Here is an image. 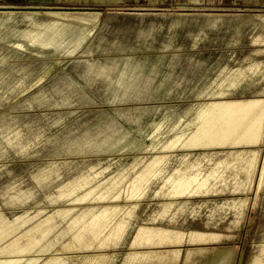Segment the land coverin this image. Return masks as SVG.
I'll list each match as a JSON object with an SVG mask.
<instances>
[{"label": "rangeland", "instance_id": "374dc122", "mask_svg": "<svg viewBox=\"0 0 264 264\" xmlns=\"http://www.w3.org/2000/svg\"><path fill=\"white\" fill-rule=\"evenodd\" d=\"M73 1L0 0V111L28 112L12 125L11 146L13 158L27 160L0 163V256L22 245L37 253L65 244L58 240L63 237L59 229L69 223L58 217L46 238L34 232V241L21 242L18 236L45 218L39 216V205L83 197L76 189L80 178L89 181L95 175L97 183L104 181L85 187L93 191L86 200H97L104 191L105 200L117 196L111 194L117 190L116 174H107L97 162L39 158L193 150L148 145L144 133L125 138L127 130L118 117H128V122L133 117L137 123L132 128L141 131L147 130L148 119L167 120L172 129L181 119L192 124L213 89L236 85L228 81L229 70L243 66L252 70L236 92H264V0H120L101 11L86 8H99L95 5L73 7ZM115 10L138 14H109ZM41 11L102 12L103 18L90 30ZM229 59H234L230 66ZM132 105L151 108L125 114L85 112L89 106ZM2 154L0 149V158ZM253 190L248 195L254 207L246 208L243 236L204 246L223 248L216 264L227 262V252L231 264H264V189L261 185L256 196ZM131 236L129 231L124 242L114 243L115 249L127 248ZM29 264H39V259Z\"/></svg>", "mask_w": 264, "mask_h": 264}, {"label": "crops", "instance_id": "0c3cea01", "mask_svg": "<svg viewBox=\"0 0 264 264\" xmlns=\"http://www.w3.org/2000/svg\"><path fill=\"white\" fill-rule=\"evenodd\" d=\"M119 1L75 0L73 7H79L77 4L95 5L99 8H86L101 11L100 7L105 4H116ZM54 13L58 16H52L54 20L87 25L90 30L98 28L103 18L102 12H69L67 19L59 17L63 14ZM81 14L94 17H88L89 21H83L78 17ZM109 14L138 13L115 10ZM232 62L234 59H229L227 65L230 66ZM250 69L252 70L243 66L229 70L228 81H232V84L237 82L236 85L224 90L213 89L210 99L200 105L192 124L184 123L181 119L172 129L167 120L148 119L145 121L147 130L141 131L132 128L131 125L137 123L133 117L129 119L131 122H128V117H118L122 126L126 127L125 138L138 137L144 133L143 138L148 145L196 149L178 152L83 155L62 160L39 158V162L69 161L84 162L83 164L97 162L107 174L111 171L116 174L113 185L117 190L111 194L117 196L112 200H105L108 196L104 195L108 194L104 191L99 193L97 200H86V195L93 191H87L85 187L91 185L90 183L101 186L104 181L97 183L95 175L89 181L80 178L76 182V189L82 190L80 192L84 194L83 197H76L75 200L63 204L39 205V216L44 215L45 218L39 220L30 231L18 236L21 242L28 233L34 232L39 234V239L46 238L54 232L55 227L51 221L58 217V220L69 223L67 228L59 229L63 231L60 233L63 237L58 240L62 239L65 244L51 251L39 249L37 253L29 249L22 252L15 249L6 250L4 251L6 255L0 256L3 257L0 261L8 264H29L38 259L39 264H185L187 252L191 250L193 255L190 264H203L213 256L214 248L204 247L206 244L238 241L244 232L241 229V221L245 220L246 216L245 199L256 182L254 166L259 144L255 137L258 126L254 125L247 129L245 125H241L234 130L232 138L228 140L222 139L223 137L219 135L232 130L230 125L233 119H242V112L235 110L236 107L264 100V92L261 94L236 92L242 82L248 81L246 78ZM150 108L134 105L113 108L89 106L85 108V112L101 113L111 109L125 114L142 112ZM259 114L260 109H255L246 119L253 122ZM27 115V111L12 112L7 111L5 107L1 108L0 119L2 118L3 122L0 123V149L3 154L0 163L3 166L6 163L11 165L12 162L27 160L26 156L15 159L11 153L12 125ZM207 129L211 130L212 138L202 137ZM249 131L251 134L247 135ZM18 136L21 139L22 132ZM193 140L195 144L190 145L189 142ZM106 178L108 176H105ZM73 191L70 195L76 193ZM37 226L39 230H33ZM129 231H132V236L127 248L116 250L117 244L114 243L124 242ZM236 231H239L238 238L235 237ZM85 242L89 244H84ZM189 245L194 248H184ZM227 255L229 260L231 255L229 252ZM228 260L224 264H231Z\"/></svg>", "mask_w": 264, "mask_h": 264}, {"label": "bare ground", "instance_id": "6f19581e", "mask_svg": "<svg viewBox=\"0 0 264 264\" xmlns=\"http://www.w3.org/2000/svg\"><path fill=\"white\" fill-rule=\"evenodd\" d=\"M40 13L43 14V15H45V16L50 15V16H53V17H58L57 14H55L54 12H43V11H41ZM59 17H62V18H66L67 19V17H69V14H63V16H59ZM78 17H81L79 19L87 20L88 17L92 18L94 16H86L85 14H81ZM75 18H77V17H75ZM73 19H74V17H73ZM255 109H260L259 116H257L254 119L253 122L250 121V120L248 121L246 119V117H248L249 115L253 114ZM235 110H239L240 112H242V119L241 120L236 119V118L233 119V121H232V123L230 125L232 127V130H228L227 132L221 133L219 136L220 137H223L222 139L228 140V139H231L232 138L231 135L233 134L234 130L237 129V128H239L241 125H245L247 127V129H251L254 125H257L258 126V132H257V135L255 137V141L257 140V142L259 144V148H258V154H257L256 164L254 166V172H255V176H256V182L254 184V189H256V192H255V190L252 189L253 190L252 195L255 194V196H256L257 193L259 192V190L261 189V185H262V181H263V177H264V101H260V100L253 101V103H249V104H245L243 106H239V108L236 107ZM228 114H231V113H228ZM223 115L225 116V113ZM210 131H211L210 129L205 130L203 132L204 135L202 137H204V138H212L213 135H211V132ZM250 134H251V131L247 132V135H250ZM227 142H229V141H227ZM189 144L190 145H194L195 144V141L194 140L193 141H190ZM250 195L246 196V199H245V207L247 209L248 208L250 209V207L251 208L254 207V204H252V202H251V205H250V201L252 199V196L250 197ZM142 208H143V205H142ZM251 222L252 221H249V224H251ZM241 226H244V223H241ZM33 230H36V231L39 230V226L35 227ZM208 233H209V231H208ZM211 233H213V232H211ZM224 237H225V235L223 236V238ZM228 240H229V238H228ZM25 241H34L33 234L28 233V235L24 237V240L22 242H25ZM84 244H89V243L85 242ZM8 250H11V248H8ZM19 250H20V252H22L23 250H28V245L27 246H23V245L22 246H17L15 248V251H19ZM222 250H223L222 247H220V248L217 247V248L213 249V256L208 261H206V262L203 261L204 262L203 264H216L217 260L221 256ZM192 255H193V253L191 252V250H189L187 252V255H186L185 264H190ZM0 264H8V263L5 262V261H0ZM182 264H184V263H182Z\"/></svg>", "mask_w": 264, "mask_h": 264}]
</instances>
